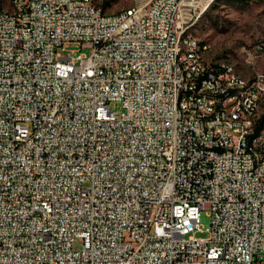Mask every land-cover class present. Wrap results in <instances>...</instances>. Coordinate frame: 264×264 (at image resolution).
<instances>
[{"label":"built area","instance_id":"2783aa9c","mask_svg":"<svg viewBox=\"0 0 264 264\" xmlns=\"http://www.w3.org/2000/svg\"><path fill=\"white\" fill-rule=\"evenodd\" d=\"M199 7L0 0V264H262L264 73L173 59Z\"/></svg>","mask_w":264,"mask_h":264},{"label":"rangeland","instance_id":"374dc122","mask_svg":"<svg viewBox=\"0 0 264 264\" xmlns=\"http://www.w3.org/2000/svg\"><path fill=\"white\" fill-rule=\"evenodd\" d=\"M2 1L4 6L9 4V0ZM92 2L107 15L137 6L134 0H92ZM241 2L243 3L237 5L215 4L216 0L207 2V7H199L197 12L201 11L202 18L191 25L185 34L187 37L195 38L201 46H205V62H230L238 75L252 78L257 73H264V47L260 52L255 51L258 44L264 45V0H241ZM71 50L78 53L79 46H66L64 52L70 53ZM81 53L88 54V51L81 50ZM108 106L111 112L121 111L118 102H110ZM260 110H264V100ZM210 220L208 211L200 212L199 223L204 231L209 229ZM197 237L205 238L207 234L203 232L197 234ZM79 246V242L74 243L75 248ZM260 256L264 264V252Z\"/></svg>","mask_w":264,"mask_h":264},{"label":"bare ground","instance_id":"6f19581e","mask_svg":"<svg viewBox=\"0 0 264 264\" xmlns=\"http://www.w3.org/2000/svg\"><path fill=\"white\" fill-rule=\"evenodd\" d=\"M74 1H83V0H74ZM137 4L136 7H132L129 10L119 12L117 14H111L108 16H101V23H109V16H121L123 14H128L134 11H137L139 8H145L149 5V0H134ZM213 0H208L207 2L211 3ZM201 11L197 13L195 19L189 22L188 28L193 24H195L198 19L201 17ZM204 14V13H203ZM202 18V17H201ZM186 28V30L188 29ZM185 32H178L177 38H175V43H173V59L174 60H183L185 58V52H190V44L189 42H197V40L191 36H188V41L186 42V36H184ZM186 35V34H185ZM181 47V50H180ZM204 49L200 50V58L204 59ZM232 73L234 74L235 79H247L236 73L235 67L232 64ZM242 93H250V83H242ZM264 100V91H259V96L257 97V101L254 102L248 108H240V116L245 117V124L248 127H255L257 124L263 123V116L261 111V103ZM199 110H206V103H199ZM223 152H230V145H223Z\"/></svg>","mask_w":264,"mask_h":264},{"label":"trees","instance_id":"16d2710c","mask_svg":"<svg viewBox=\"0 0 264 264\" xmlns=\"http://www.w3.org/2000/svg\"><path fill=\"white\" fill-rule=\"evenodd\" d=\"M239 3H243V2H241V0H216V3L215 4H221V5H237ZM214 5L212 6L213 8H214Z\"/></svg>","mask_w":264,"mask_h":264}]
</instances>
